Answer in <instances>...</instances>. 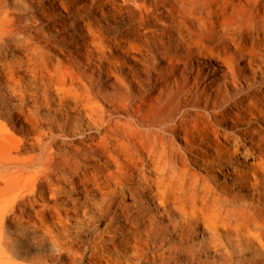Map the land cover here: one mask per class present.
Segmentation results:
<instances>
[{"label": "bare ground", "instance_id": "bare-ground-1", "mask_svg": "<svg viewBox=\"0 0 264 264\" xmlns=\"http://www.w3.org/2000/svg\"><path fill=\"white\" fill-rule=\"evenodd\" d=\"M7 1L0 116L18 121L40 152L0 164L11 197L5 215L40 218V188L66 183L83 188L97 222L110 221L112 237L99 245L86 238L79 248L89 264H250L242 240L264 252V210L230 202L196 171L214 163L220 174L240 176L253 201L264 200V0H123L109 15L102 10L103 30L92 12L102 0H51L53 11H66L58 20L35 9L40 0L19 2V11ZM27 74L33 92L17 84ZM54 119L58 135L55 126L41 129ZM61 145L77 154L51 152Z\"/></svg>", "mask_w": 264, "mask_h": 264}, {"label": "rangeland", "instance_id": "rangeland-1", "mask_svg": "<svg viewBox=\"0 0 264 264\" xmlns=\"http://www.w3.org/2000/svg\"><path fill=\"white\" fill-rule=\"evenodd\" d=\"M11 1L12 0H8L7 4ZM15 1L17 8H14V10L19 11V5L21 3L24 5L25 2L24 0ZM74 1H77L79 4L84 2V0ZM50 2L51 0H40L39 3L35 4V9L40 10V12L46 11L51 13V17L54 20L67 16L66 11L62 7L58 6L59 10L53 11ZM113 4H123V0H102L101 3L95 5L92 9V12L100 19V22H96L95 24L98 29L103 30L107 27V23L102 17V10H104L107 15L111 14V11H113ZM90 5L91 4L87 3L85 6ZM2 6L3 9H7L4 4ZM126 6L129 8L128 10L131 11L129 14L135 12V7L132 3ZM124 19H127L126 15L124 16ZM42 22L45 24L48 21ZM59 35V32L52 31V36L55 37V39H60ZM114 35L115 34L112 31L105 32L104 37L107 41ZM10 47L8 38L4 36L1 37L0 55L9 53L11 49ZM107 55L110 56L109 51ZM60 60L62 63H65L63 57H60ZM106 64L107 62H104L103 66ZM207 67H209V65L206 66V68ZM194 71L196 74L197 69ZM207 73H211L210 70H206V74ZM31 78L32 77L27 74L26 76H23L17 84H19L20 87L27 88L26 90L33 92L35 91L33 86L32 88H29L26 85L27 80H30ZM143 78H145V76ZM96 79H98L97 83L103 84V80L99 75H96ZM191 81H193V79H191ZM82 84L86 85L87 81L83 79ZM106 87L107 89L104 90H108V92L112 93L113 90L109 86ZM47 95L51 100H56L57 102L55 92L51 93V91H49ZM5 96H8V91H0V105ZM25 103L29 104L30 108L33 110V101L29 98L28 94L25 98ZM44 120L45 117H43V122H45ZM54 120L55 123L51 120L43 123L41 129L44 132L49 133V125H52L53 127L55 126L52 129V134L58 135L60 133L58 124L61 123L58 121L59 119ZM17 122L18 121L11 119L8 114L0 116V164L6 161L12 162V159L28 160L30 157H33L40 152L38 147L33 148L26 143L30 139L22 133L20 125H18ZM32 137H34V135H32ZM240 137V143L243 145L247 144V142L244 141L245 136L240 134ZM176 144L183 145L184 142L177 140ZM18 146H20V148L17 150L16 148ZM51 152L66 157L77 154L75 149L63 145L53 146ZM10 157L11 159H9ZM188 157L191 160L194 159L193 154L189 153ZM237 169L240 173L247 171L245 167H239ZM196 171L202 177H206L207 179L210 178L209 180L213 183L214 187L218 189L223 197L228 198L230 202L237 204L244 203L246 204L245 206H247V203L252 204V202H255V206L258 205L259 209L264 210V200L260 199V204L253 201L252 194L254 192L252 190L248 191L244 187V181L240 176L222 175L216 171V165L211 162L201 163V166L199 168L197 167ZM232 178L237 180L232 181ZM261 178L263 179V177ZM251 180L254 182L253 178ZM18 182H20V180ZM77 183H79V181L76 180L75 184ZM60 185L61 186L56 185V187L40 188V192H43V196L40 198V218L37 217L34 212L30 211L31 217L25 218L24 221L16 222L10 215H5V211H7V201L11 197L10 192L5 188L6 184L0 181V264H72L71 258H74L77 264H89L88 258L83 256L82 251L79 250L84 240L90 238V243L94 242L99 245L102 238L107 240L109 237H112V235L107 233L104 229L107 222L109 223L110 221H106V224L103 222H97L99 216L98 214L97 216L93 215L90 206L84 200L82 194L83 188L76 185L73 189L72 185L66 183H60ZM258 192L261 197H264V188L258 189ZM95 202L98 203L96 207L101 206L100 197L96 199ZM126 202L130 203L131 200L126 198ZM44 208L46 211L44 214H41ZM16 215L18 217L21 216V212L16 211ZM258 218L259 220L263 218L261 213L258 214ZM162 221L164 224H169V220L167 219ZM115 223L120 225L118 220L113 222V224ZM97 226L99 227V230L97 229L99 234L95 233L93 230V228H97ZM202 230L203 229L201 228L199 231L201 232ZM252 232H255V230ZM118 235L121 236L123 234ZM242 243L245 245V254L248 257V262H250V264H264L262 261L264 259V252L261 254L258 253L259 245L248 246L245 244L246 241L244 240H242ZM87 246L88 250H90V244H87ZM234 261L237 262V259Z\"/></svg>", "mask_w": 264, "mask_h": 264}]
</instances>
